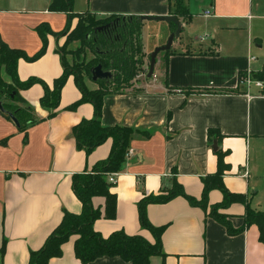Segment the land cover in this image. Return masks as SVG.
<instances>
[{"label": "crops", "instance_id": "crops-1", "mask_svg": "<svg viewBox=\"0 0 264 264\" xmlns=\"http://www.w3.org/2000/svg\"><path fill=\"white\" fill-rule=\"evenodd\" d=\"M51 1L0 0V43L33 56L41 47L38 26L47 24L57 33L67 22L64 13L49 11ZM210 8L213 37L204 47L189 42L184 29L191 21L179 19L182 29L172 44L174 53L168 57L167 84L172 88L236 92L167 93L163 74L158 78L162 59L157 58L155 90L104 96L103 127H132L150 132V137L139 133L132 136L124 166L110 189L116 195V216L113 220L100 218L93 226L103 237L122 230L153 242L151 234L140 227L138 201L170 188L172 168L184 192L199 199L201 179L217 170L214 152L219 147L227 152L224 162L230 167L223 173L224 187L245 197V203L234 202L221 212L229 216L235 228L243 222L245 204L264 212V96L256 95L253 88L246 94L238 83L240 72H258L264 65V0H214ZM85 12L97 17L169 15L167 0H73V13ZM76 22L72 19L71 28ZM164 25L152 48L164 45L172 33L173 26ZM219 35L227 39L225 49ZM63 43L64 37L48 34L46 51L39 59L18 61V79L34 77L51 88L62 73L56 49ZM142 43L148 56L143 39ZM212 50L214 55L207 54ZM92 82L89 80L88 86L94 88L97 84ZM19 95L40 121L22 133L11 119L0 114V264H28L29 252L43 245L64 212L80 213L81 203L72 192L71 178L105 159L111 147L107 140L89 154L76 148L73 127L82 119L92 118L93 107L82 103L74 111L65 109L81 96L73 77L63 86L57 114L51 119L39 104L41 85L35 84ZM209 129L223 136L215 151L213 144L208 145ZM221 201L219 190L209 191V206ZM92 204L103 212L104 198L95 197ZM147 217L152 225L165 226L163 255L152 256L149 264H264V243L259 241L254 225L239 235L228 236L224 227L208 216V209L191 206L180 196L165 204L148 205ZM75 239L71 236L62 245V255L48 264H81L74 256ZM89 264L129 263L118 257H103Z\"/></svg>", "mask_w": 264, "mask_h": 264}, {"label": "trees", "instance_id": "trees-1", "mask_svg": "<svg viewBox=\"0 0 264 264\" xmlns=\"http://www.w3.org/2000/svg\"><path fill=\"white\" fill-rule=\"evenodd\" d=\"M214 0H209L212 6ZM169 15L188 23L193 18V13L188 6V0H167ZM49 11L64 13L67 22L60 32L54 33L47 24H41L37 33L41 40L40 49L33 55L27 56L23 51L11 49L6 44L0 43V103L4 112L2 116L10 120L9 114L18 122V131L25 133L29 126L40 120L35 116L34 110L25 104L19 92L27 90L35 84L43 87V95L39 100L42 109L48 112L47 119L53 118L60 104V92L69 77L78 88L80 98L67 106L65 109L74 111L80 104L89 103L93 107L92 118L82 119L73 127L72 134L76 148L86 154L102 145L107 140L111 141L108 156L97 161L89 171L76 173L71 178V189L75 197L81 203V211L78 214L64 212L60 223L48 235L43 245L29 252L28 264H48L53 258L62 255V245L71 236H75L73 250L75 258L81 264H89L103 257H118L129 264H149L152 256H162L161 237L165 226H154L147 217V206L150 204H165L175 197H183L191 206L200 207L204 211L208 209V216L222 225L228 236H236L252 225L258 229V239L264 243V212L255 211L245 204V213L242 216L241 226L233 227L229 216L221 210L226 209L234 202L245 203V197L241 194L230 193L223 184V173L229 170V165L224 162L227 152L220 147L214 152L217 158L216 172L201 179L203 184L199 199L188 196L175 178L176 169L172 168L171 186L162 189L157 194L144 195L137 203L138 221L140 227L148 231L153 242L147 241L140 235H127L122 230L112 232L103 237L93 226L96 220L104 218L113 220L116 216V195L110 191L114 183L108 182V175L119 173L125 163V157L132 136L139 133L149 138L150 132L138 130L132 127L114 125L103 127L100 123L102 114L103 98L109 94L122 92L138 93L143 88H135L138 82L137 76L143 70L145 63L149 66V55L143 53L141 28L143 21L140 16L134 14H116L105 17H97L90 12L81 14L73 13V0H52ZM76 18L77 22L71 29V21ZM172 25V32L175 26ZM106 26L102 30L98 28ZM71 29V30H70ZM65 37L62 46L56 49L60 55L62 73L53 80L49 88L42 80L30 77L21 81L17 76V64L20 59L34 62L46 51L47 35ZM72 43H78L74 50L68 49ZM88 50L94 56L86 59L85 51ZM173 49L162 52L163 84L167 93L179 92L186 96L210 94V93H235L236 91L197 90L193 88H172L167 84V61L172 55ZM73 57L68 61L67 55ZM207 54L214 55V51ZM146 57V60H145ZM101 65L104 71H109L112 77L108 80L96 82V87L88 86L91 80L90 68ZM244 72L239 73V77ZM253 77L264 80V65L258 72H253ZM144 80H149L145 77ZM168 115L167 119H169ZM222 135L216 129L207 131L208 145L214 142L220 146ZM217 189L222 194V201L214 205H208V193ZM95 197L104 198V210L101 212L92 204ZM2 253V250H1Z\"/></svg>", "mask_w": 264, "mask_h": 264}, {"label": "rangeland", "instance_id": "rangeland-1", "mask_svg": "<svg viewBox=\"0 0 264 264\" xmlns=\"http://www.w3.org/2000/svg\"><path fill=\"white\" fill-rule=\"evenodd\" d=\"M11 1L22 2L23 0H19V1L11 0ZM188 6L194 15L189 26H187L184 29V35L188 36L189 42H192L194 47H198V46L204 47V45H208V43L210 42V37H213V35L211 34L213 26L210 21V18H206L203 16V11L209 10L210 5L208 6L207 0H192L191 3L189 0ZM20 14L23 16L25 13L20 12ZM164 24H165L164 22H159V21H143L142 27L143 26L144 27L141 28V35L143 42L146 44V47L149 51V54L155 49L152 48L153 44L157 41L158 37L162 35L163 33L162 28H164L162 26H165ZM219 36L222 39L223 47L225 49L227 39L222 37V35ZM202 38L203 40H201ZM64 41H65V37H64ZM77 47H78V43H72L71 45L68 46V49L74 50ZM84 51H85L86 59H90L94 56L88 50L85 49ZM161 56L162 53H160L157 56V58H159L160 60ZM66 58L68 59L69 62L72 61L73 59V57L69 54L66 56ZM158 69H159L158 78L159 77L162 78L163 73L161 71H163V63L160 62ZM147 73H148V64L145 63L143 65V70L141 74L137 76L138 82H136L135 88L137 89L143 88L149 91L155 90L157 88L156 85L157 76L155 75V68L153 75L149 78V80L146 81L144 79L145 77H147ZM90 86L92 87V85ZM95 86L96 85H94V87Z\"/></svg>", "mask_w": 264, "mask_h": 264}, {"label": "water", "instance_id": "water-1", "mask_svg": "<svg viewBox=\"0 0 264 264\" xmlns=\"http://www.w3.org/2000/svg\"><path fill=\"white\" fill-rule=\"evenodd\" d=\"M141 21H159L165 23H172L175 26V29L170 35L168 36L164 45L156 47L150 54H149V66H148V73L147 77L150 78L153 75L154 68L157 61V56L165 51H168L174 42V40L178 39L182 29V23L179 19L172 15L167 16H140ZM106 26L98 28V30L104 29ZM91 75V80L93 82H97L100 80H108L112 77V74L109 71H104L101 65H96L89 70ZM0 112H4L2 104L0 103ZM10 119L18 127L17 120L13 117L12 114H9ZM213 150L215 151L217 148L216 142L213 143L212 146Z\"/></svg>", "mask_w": 264, "mask_h": 264}, {"label": "built area", "instance_id": "built-area-1", "mask_svg": "<svg viewBox=\"0 0 264 264\" xmlns=\"http://www.w3.org/2000/svg\"><path fill=\"white\" fill-rule=\"evenodd\" d=\"M212 14L213 13L211 8L209 10L203 11V16L206 18L212 17ZM201 40H203V38ZM238 83L239 86L246 91V94H249L250 90L253 88L257 92L256 95L264 96V80L254 78L253 71L251 70L244 71L243 75L238 77ZM115 176H116L115 173L108 175V182L114 183Z\"/></svg>", "mask_w": 264, "mask_h": 264}]
</instances>
